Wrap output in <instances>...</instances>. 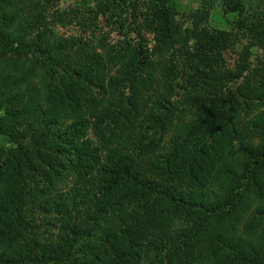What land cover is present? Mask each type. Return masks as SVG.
<instances>
[{"label": "trees", "instance_id": "16d2710c", "mask_svg": "<svg viewBox=\"0 0 264 264\" xmlns=\"http://www.w3.org/2000/svg\"><path fill=\"white\" fill-rule=\"evenodd\" d=\"M83 1L0 0V264H264V0H201L189 30L175 0ZM216 10L233 36L202 27ZM128 15L152 52L107 42Z\"/></svg>", "mask_w": 264, "mask_h": 264}, {"label": "rangeland", "instance_id": "374dc122", "mask_svg": "<svg viewBox=\"0 0 264 264\" xmlns=\"http://www.w3.org/2000/svg\"><path fill=\"white\" fill-rule=\"evenodd\" d=\"M245 3L246 8L249 12L254 11L255 7L258 6L257 0H243ZM200 3L201 0H175V5L177 7V19L182 26L184 30H189L193 28V20L192 16L195 12H198L200 10ZM96 2L91 1L88 2L86 5L83 0H59V6L61 10H67L70 8L78 7L82 9V13L88 16L89 10L93 9ZM261 7L263 5L260 4ZM144 11V10H143ZM142 20V18L140 19ZM138 21L139 25L133 27L134 21L129 17V15L126 18L128 27L122 32H111V30L106 29L105 32L108 33L107 36V42L110 44H121V43H128L131 44L133 47H137L140 43H142L144 46H146L149 49V52H152L156 47V39L155 36L149 32L146 31L144 28H142L141 22ZM235 20L236 17L234 15H226L224 12L216 10L213 11L207 22L202 25V27L209 28L212 32H218L223 33L227 35L233 36L236 32V26H235ZM102 23V20H100ZM131 24V28H129ZM57 33L64 37H92L90 31L84 32L83 28H81L79 25H72L69 27H57L56 29ZM103 37V35H100V38ZM105 37V36H104ZM187 43L189 46L193 45V42L190 41ZM248 44L247 40L241 41L239 44H237L233 49L229 50L228 52L224 53V59L227 61L229 65H234L236 60L239 57L240 52L244 49V47ZM264 63V50L261 49L259 46H255L251 49V57H250V64L251 69L256 70L260 66H263ZM249 73L246 74L248 76ZM182 78H180L178 81H176L175 88L176 90H179V85L182 83ZM246 79H242L240 81H237L234 86L238 87L244 83H246ZM178 83V84H177ZM0 147H5L10 149L11 145L6 142V140L0 136ZM71 177V174H67L64 178L65 187L71 186V180H68ZM40 180V179H39ZM41 181V180H40ZM45 180L42 179L41 186L45 187L46 183ZM62 184V185H63ZM67 184V185H66ZM30 192L36 193L37 186L36 183L33 181H30ZM30 219L33 220V224L35 226V230L41 235V237L45 239H50L52 236H54L57 233L56 228L52 224L53 218L52 216H47L40 213L39 209H32L30 214Z\"/></svg>", "mask_w": 264, "mask_h": 264}]
</instances>
